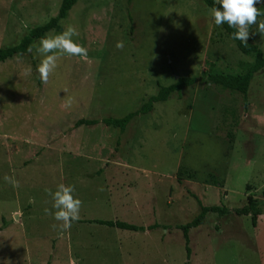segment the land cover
Wrapping results in <instances>:
<instances>
[{
	"label": "rangeland",
	"instance_id": "1",
	"mask_svg": "<svg viewBox=\"0 0 264 264\" xmlns=\"http://www.w3.org/2000/svg\"><path fill=\"white\" fill-rule=\"evenodd\" d=\"M59 5L0 0V48ZM209 10L202 0H76L45 34L75 26L86 56L61 57L47 83L36 76L34 47L0 61V264H264V69L245 100L204 79L240 73L253 59ZM249 31L264 55V33ZM185 76L196 81L180 97L154 103L123 131L100 121ZM79 119L98 122L76 126ZM59 184L82 201L67 230L44 212L52 204L46 190ZM193 195L228 212L207 213L190 228L187 253L179 226L199 212ZM248 196L261 201L255 225L234 212Z\"/></svg>",
	"mask_w": 264,
	"mask_h": 264
},
{
	"label": "trees",
	"instance_id": "2",
	"mask_svg": "<svg viewBox=\"0 0 264 264\" xmlns=\"http://www.w3.org/2000/svg\"><path fill=\"white\" fill-rule=\"evenodd\" d=\"M206 6L211 8L214 6V0H202ZM76 0H60V5L57 11V14L51 18H49L46 22L41 25H37L32 27L27 34H25L17 44L7 46L4 48H0V61H4L16 54L28 53L29 47L31 43L35 39H39L44 36L45 32L50 29L58 30L60 28L59 21L64 18L68 12V10L73 6ZM218 7V5H217ZM262 12H264V5L258 6ZM264 15L258 17V21H262ZM225 34L229 37V34L234 31V29L228 28L226 24L221 25ZM254 31L257 30L256 25H252L250 29ZM237 49L245 54L251 55L252 61L248 63L244 70L240 73L232 74V73H206L204 79L213 85L219 86L223 90H229L232 92H236L242 95L243 100L246 99L247 90L249 86V82L252 79L253 75L262 69H264V55L262 50L255 43H251L247 41V45H242L238 40L230 39ZM196 81V77L194 76H185L178 77L173 83L168 85H160L155 94L148 97V99L140 105L134 111L128 112L121 117H113L107 116L102 118L100 121L107 126H112L118 128L120 131H123L126 126L131 122V120L141 114H146L150 112L153 108L154 103L165 101L171 94L175 93L178 97L181 95V91L184 87L192 85ZM98 122L96 119H79L76 121L75 125H95ZM218 183L217 181H215ZM264 194V193H263ZM264 196V195H263ZM198 206L199 212L198 214L189 222L184 225L179 226L182 231V236L186 243V251L189 252V248L187 246L188 241V231L192 227H196L202 223L207 213L214 212L218 215H223L228 212V208L225 206L219 205H204L201 203L198 196L193 195ZM234 212L240 215H250V220L253 225L256 224L257 217L262 213L261 211V201L258 198H253L248 196L246 198L245 204H243L239 208H235ZM94 222L104 224L110 227H116L119 229L133 230V231H143L145 227L135 225L132 223H128L122 220H103L96 219ZM156 227L155 224L149 225L147 228ZM46 264H50L49 261Z\"/></svg>",
	"mask_w": 264,
	"mask_h": 264
},
{
	"label": "clouds",
	"instance_id": "3",
	"mask_svg": "<svg viewBox=\"0 0 264 264\" xmlns=\"http://www.w3.org/2000/svg\"><path fill=\"white\" fill-rule=\"evenodd\" d=\"M259 5H264V0H214V6L209 10L210 17L217 27L226 24L228 28L234 29L229 34L230 39L247 45L249 29L252 25H256L257 30L264 33V20L258 21V17L264 15ZM78 35L77 28L68 24L61 32L45 34L29 47L30 52L34 47L36 54L41 58L35 70L36 76L42 82L47 83L50 74L56 71L61 57L87 55V49L75 39ZM115 47L122 49L124 44L117 42ZM70 106L71 100L69 99L64 107ZM5 179L9 178L5 177ZM46 193L50 196L52 204L51 211L45 208L44 212L60 222L63 230L69 229L80 219L82 201L75 196V188L71 184H59L54 191L46 190Z\"/></svg>",
	"mask_w": 264,
	"mask_h": 264
}]
</instances>
